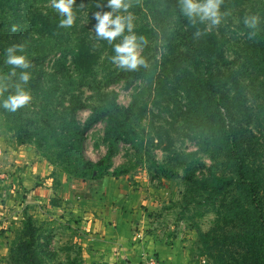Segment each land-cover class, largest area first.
I'll list each match as a JSON object with an SVG mask.
<instances>
[{
  "label": "rangeland",
  "instance_id": "obj_1",
  "mask_svg": "<svg viewBox=\"0 0 264 264\" xmlns=\"http://www.w3.org/2000/svg\"><path fill=\"white\" fill-rule=\"evenodd\" d=\"M6 1L15 5L26 19L36 12L60 14L53 9L52 0H29L24 7L23 0ZM86 1L74 0L72 11L75 20L67 27L62 39L39 37L33 32L23 36V54L30 67L12 75L11 83L15 90L16 84H22L19 73L29 72L30 79L23 86L32 98L15 112L0 108V264H18L25 257L20 255L19 249L23 250L22 243L28 240L27 219L34 226L33 250L42 264H68L72 261L91 264L92 260L83 256L82 245L93 234L83 226L89 220L99 218L98 212L104 215L103 207H111L108 210L112 216L117 209H125L127 218L124 220L133 230V236L147 237L148 242L157 244L152 250L149 246L142 257L143 263L135 261L133 264H224L226 254L222 253L224 246L220 237L228 235L227 224L218 217L215 207L205 200L211 185L215 184L218 170L226 161L227 145L216 132L218 127L223 131L222 125L210 120L207 123L203 91L190 79L176 82L178 73L165 79L162 94L157 95L161 84L158 80L164 76L163 72H171V63L177 54L175 49L178 47L180 51L183 44L188 43L180 30V23L187 21L183 13L179 18L173 14L161 17L167 21L161 29L153 18L155 12L149 9L151 3H145L148 0H127L130 5H138V10L132 12V21L135 27L141 28L136 34L147 40L141 51L147 61V70L142 79L129 87L120 81L105 89L116 93V103L121 107L131 106L132 117H135L134 123H126V139L129 140L118 141L106 175L99 178L97 172L90 174L81 168L75 173V156L71 157L72 163L69 164L50 138L38 147L35 136H30L35 133L45 135L51 127L64 133L61 126L69 121L64 111L69 112L72 101H82L91 94L79 86L82 79L70 63L68 49L71 48V34L78 32L82 24L92 28L91 21L82 10ZM155 2L158 12H161L174 0L152 1ZM226 2L230 3L229 12L233 20L222 28L224 45L241 48L233 68L252 65L253 61L243 62V55L250 52L264 59V0ZM177 4L181 7L180 0ZM4 9L5 2H1L0 11ZM253 16L258 17L255 26H251ZM196 18L200 21L198 16ZM246 18L248 24H245ZM223 21L219 26L226 23ZM204 25L207 30H213L216 39L220 36L217 25H211L208 20ZM97 46L93 45L94 48ZM59 48L66 49L59 52ZM112 55V51L100 50L94 69L98 82H105L109 76L123 71L109 59ZM204 60L201 56L189 65L201 66ZM164 63L166 65L161 71ZM188 72L194 75L190 67ZM248 77L247 82H261L256 73H249ZM34 82H40L43 94L50 96L51 102L43 103V97L37 90L39 86ZM56 82L62 83L57 87ZM63 86L73 94H60L65 89ZM78 90L84 92L83 96L79 97ZM256 94L262 95L259 88ZM0 95L6 96L4 93ZM241 100H246L247 108L252 111L253 105L258 107L251 104L250 92ZM218 104L216 99L213 105H217V109L210 113L215 121L222 114ZM18 113L22 116L20 120L13 117ZM258 114L257 121L246 127L247 119L243 120L238 126L239 133L229 136L251 153L247 162L255 150L264 145V109ZM88 116L89 110L75 113L74 120L79 129L85 127ZM63 117H66L65 122L61 119ZM138 117L141 118L139 121ZM236 117L239 120L240 114ZM106 128V121L102 119L83 132L82 160L96 163L105 155ZM18 130L20 134H17ZM21 137L26 140L19 145L18 138ZM28 170L30 175L25 178ZM206 233H209V239L207 237L206 244H203L200 238ZM228 250L231 256H236L235 250ZM211 254L224 257L221 261H213Z\"/></svg>",
  "mask_w": 264,
  "mask_h": 264
},
{
  "label": "trees",
  "instance_id": "obj_2",
  "mask_svg": "<svg viewBox=\"0 0 264 264\" xmlns=\"http://www.w3.org/2000/svg\"><path fill=\"white\" fill-rule=\"evenodd\" d=\"M152 1L148 0L145 3H151L149 9L155 12L153 13V18L158 22L156 24L157 27H161V29L167 23L161 18L164 15L173 14L177 18L183 15L177 0H174L172 5L163 7L161 12H158L157 2L152 3ZM1 2H5V9L0 11V79L7 85V90L4 94L8 95L14 91L11 83L12 75L10 74V69L14 66L7 65L4 62L5 49L13 45H22L23 36L29 32H33L39 37L62 39L65 36L67 27L59 26V21L64 17L58 13L36 12L26 19L20 15V11L15 5L6 0H1ZM28 4L29 0L22 1L23 7ZM106 4L107 0H88L84 3L82 6L83 14L91 21L92 26L90 27L92 28L90 30L82 24L78 32L71 34V48H68L71 55L70 63L82 79L79 82V86H83L91 94L82 101L79 99L72 101L69 112L64 111V115L69 116V121L66 122L65 126H61L64 129V133L57 132L51 127L45 135L43 133L30 135L35 136L38 147H41L42 143L50 138L60 148L61 154L68 159L69 164L72 163L71 157L75 156V159L73 158V163H76L75 170L77 169L75 173L81 168L89 171L90 174L93 171L97 172L99 178L106 175L107 170L111 167V156L117 149L118 141L129 140L126 139L128 132L125 125L126 123H134L135 119V117H132L134 114L132 107H121L116 103V93L113 91L106 92L105 89L111 84H117L120 81H123L125 86L129 87L134 81L142 79L147 70V67L138 66L135 70H123L116 75H111L105 82H98L95 79L94 69L100 57V50L112 51V45L105 39L98 38L95 31V25L98 21L94 18V13L109 11ZM128 4L127 10L117 9L113 12V16L117 14L127 16L130 12L132 15V12L138 10L137 4ZM229 6L230 3H227L226 0H220L218 9L221 14L220 22L224 20L226 23L222 24V26H219L220 23L217 24L220 35L217 39L213 30H207L204 21L200 19L198 21L197 16L193 18L195 23L188 17L186 23H180L181 34L188 40V43L183 44L180 51L178 47L175 49L177 54L171 63V72L166 74L163 72L164 76H162L161 80H158L161 84L157 95L162 94L163 82H166L165 79H169L177 73L179 74V78H177L179 80H175L176 82L190 79L195 82V86L198 85L200 91H203L206 103L204 115L207 118V123L210 120L214 121L215 124L222 125L223 131L218 127L216 132L219 133V137L227 145L224 153L225 165L218 170L220 172L215 178V184L211 185L205 197V200H208L213 208L215 207L218 217L227 224L228 235H221L220 237L224 246V252L222 253L223 255L226 254L223 263L264 264V145L261 144L260 148L255 150L253 157L247 162V156L251 153H248L245 148L240 146L241 143L236 142L234 137H229L230 135L235 136L236 132L237 134L239 133L238 126L243 120L247 119L246 127L251 122L257 121L259 111L264 109V59L254 52H250L243 55V62L250 63L253 61L252 65H246L244 68H233L234 61L239 59L238 55L241 48L238 46L232 48L231 45L225 47L224 36L221 34L224 25L231 23L233 20L229 12ZM132 23L134 22L132 21ZM138 29L141 28L133 27L135 33ZM197 31L200 32L198 36L194 35ZM126 33L127 28L125 29ZM119 40L120 37H117L113 43L119 42ZM95 44L98 45L96 48L93 47ZM63 49L66 48H59V52H62ZM229 50L230 53H228ZM16 53H19L18 48ZM62 56H60V60ZM201 56H204L205 59L201 66L199 64L189 65ZM58 61L59 59L56 62ZM187 62L188 65H185ZM165 65V63L162 65L161 71ZM187 66L192 68L194 75L188 72ZM19 70L22 69L16 68L15 72L17 73ZM249 73H256L261 77V82H256V84L247 82L249 81ZM34 83L39 86L37 90L39 95L43 97V103L51 102V97L43 94L40 82ZM60 83L62 82H56L57 87ZM64 88L60 94H73L69 88ZM246 88L249 90H246ZM257 88L260 89L262 95H255ZM248 91L251 94V104L255 103L258 105V107L253 105V111L247 108L246 100H241V97H246L249 94ZM78 93L79 97L84 94L80 90H78ZM216 99L219 101L218 108L222 111L218 121L212 119L213 114H210L217 109V105H213ZM254 99L256 100L253 101ZM259 102H261V106H259ZM80 110H89V116L82 130L79 129L74 120L75 113ZM237 114H240L239 120H237ZM13 117L16 120L22 118L20 113ZM61 119L64 122L66 121V117ZM102 119H105L107 124L105 131L106 153L96 163L84 161L80 154L83 132ZM140 119V117L137 118L138 121ZM236 129L238 130L234 132ZM17 134H20L19 130ZM18 139L19 145L25 143V138L21 137ZM240 139L247 138L241 137ZM25 229L28 240L22 243L23 250L19 249L20 255L25 257L18 264H42L33 250L35 245L33 232L35 229L29 219H27ZM207 237L209 239V233L203 234L200 241L206 244ZM226 241L228 243H225ZM228 249L235 250L236 256H231ZM223 257L222 255H210V259H213V261H221ZM228 260L231 262H228ZM68 264H76V262L72 261Z\"/></svg>",
  "mask_w": 264,
  "mask_h": 264
},
{
  "label": "clouds",
  "instance_id": "obj_3",
  "mask_svg": "<svg viewBox=\"0 0 264 264\" xmlns=\"http://www.w3.org/2000/svg\"><path fill=\"white\" fill-rule=\"evenodd\" d=\"M74 0H52V7L58 11L64 18L59 21L60 27H70L73 25L75 16L72 11V5ZM181 11L187 16L193 23L195 16H198L201 21L208 20L211 25H217L220 23L219 4L220 0H180ZM99 7V5H98ZM106 7L109 11L95 12L94 18L98 21L95 25V31L98 38L105 39L112 45V52L114 55L109 59L115 63L120 69L130 71L135 70L138 66L147 67L146 60L141 55L142 48L147 44V40L143 35H137L133 31L132 15L129 13L127 16H121L119 14L113 16V12L117 9L127 10L129 4L127 0H107ZM258 17L253 16L251 20V26H255ZM249 21L246 18L245 24ZM127 33L125 34V29ZM194 35H200L197 31ZM117 37H120L119 42L116 41ZM19 49V54L16 53V49ZM5 63L7 65L14 66L10 69V74L15 75V69H26L30 67V62L23 54L22 45H13L5 49ZM30 79V73L21 71L19 73V81L22 84H16L15 90L4 96L0 95V108L8 111L15 112L17 109L28 104L31 100V94L26 85ZM7 90V85L0 79V94H3Z\"/></svg>",
  "mask_w": 264,
  "mask_h": 264
},
{
  "label": "crops",
  "instance_id": "obj_4",
  "mask_svg": "<svg viewBox=\"0 0 264 264\" xmlns=\"http://www.w3.org/2000/svg\"><path fill=\"white\" fill-rule=\"evenodd\" d=\"M29 162L31 164L32 161L29 160ZM3 165H6L5 162ZM29 175V170L25 171L24 177L27 178ZM23 183H26V181H23ZM109 208L111 210V207ZM109 208L103 207L104 215L98 212L99 218L89 220L83 226L86 231L93 234L92 238L82 245L83 256L91 259V264H133L135 261L142 262V257L149 250V246L152 247V250L157 244L152 241L148 242L147 237L133 236V230L129 229V225L124 220L125 217L127 218L125 209L119 208L117 211L115 209L116 212L112 216L111 211L108 210ZM93 212L96 213L94 210ZM133 257L136 260H133Z\"/></svg>",
  "mask_w": 264,
  "mask_h": 264
}]
</instances>
